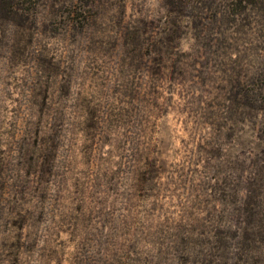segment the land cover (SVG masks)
<instances>
[{
    "label": "rangeland",
    "instance_id": "obj_1",
    "mask_svg": "<svg viewBox=\"0 0 264 264\" xmlns=\"http://www.w3.org/2000/svg\"><path fill=\"white\" fill-rule=\"evenodd\" d=\"M263 78L264 0H0V264H179L240 235Z\"/></svg>",
    "mask_w": 264,
    "mask_h": 264
},
{
    "label": "trees",
    "instance_id": "obj_2",
    "mask_svg": "<svg viewBox=\"0 0 264 264\" xmlns=\"http://www.w3.org/2000/svg\"><path fill=\"white\" fill-rule=\"evenodd\" d=\"M261 84L260 92L256 95L253 94L249 97V100L257 102L259 107L262 108L264 106V78ZM248 106L251 107L252 103H248ZM153 169H156L155 165H153ZM146 173L147 176L141 180L142 183L153 184L152 174L155 172L147 170ZM247 187L249 189L248 195L240 198L241 205L235 208L238 212L236 216L242 215L236 218L239 222L242 221L243 224L241 234L238 235L236 232L217 228L212 233L213 241H209L204 237V233H201L202 238L198 241H190L188 238H184L179 246L182 251L179 264H216V262H213V256H218L221 259L219 264H228L229 258L226 251L231 247V243L228 242L230 239L235 242L237 252L233 254L229 264L263 263L261 255L264 251V198L262 197L264 180L257 177L248 182ZM236 201H238V198L233 192L231 202L236 203ZM218 220L220 221L221 217ZM206 245L209 246V252L207 253L203 250Z\"/></svg>",
    "mask_w": 264,
    "mask_h": 264
}]
</instances>
